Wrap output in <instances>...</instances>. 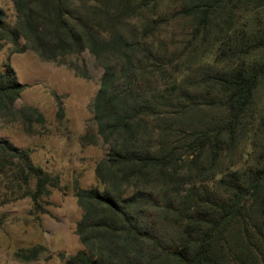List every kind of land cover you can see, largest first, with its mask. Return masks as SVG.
<instances>
[{"label": "trees", "instance_id": "16d2710c", "mask_svg": "<svg viewBox=\"0 0 264 264\" xmlns=\"http://www.w3.org/2000/svg\"><path fill=\"white\" fill-rule=\"evenodd\" d=\"M162 1L11 0L12 28L0 9V47L84 77L69 59L86 51L101 68L91 111L106 152L94 185L73 181L82 248L63 264H264V0ZM3 66L0 119L32 136L44 119L13 107L26 85ZM29 156L0 139V175L15 160L11 180L43 212L54 184Z\"/></svg>", "mask_w": 264, "mask_h": 264}, {"label": "rangeland", "instance_id": "374dc122", "mask_svg": "<svg viewBox=\"0 0 264 264\" xmlns=\"http://www.w3.org/2000/svg\"><path fill=\"white\" fill-rule=\"evenodd\" d=\"M170 7V0H163L158 8L165 13ZM0 9L6 26L14 27L17 15L11 0H0ZM172 26L179 53L181 20L174 19ZM1 43L0 70L7 61L17 82L26 85L13 107L34 108L44 125L33 123L37 132L29 136L18 119H0V139L18 149H29L31 163L48 173L54 185H46V194L37 199L35 204L43 208L40 212L29 196L21 195L26 187L19 188V183L11 180V174L16 173L15 160L0 175V264H63L64 257L82 248L74 233L81 211L72 196L73 181L81 188L94 185V165L106 152L96 135L91 111L101 68L84 51L69 59L84 65L87 75L79 76L58 62L41 60L30 50L12 53L9 41ZM24 44L19 38L18 46ZM253 57L264 60V50ZM54 94L61 102V119L57 118ZM27 184L32 191L33 180Z\"/></svg>", "mask_w": 264, "mask_h": 264}]
</instances>
